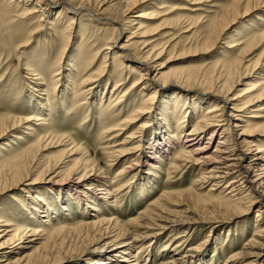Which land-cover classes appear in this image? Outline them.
Listing matches in <instances>:
<instances>
[{"label": "rangeland", "instance_id": "rangeland-1", "mask_svg": "<svg viewBox=\"0 0 264 264\" xmlns=\"http://www.w3.org/2000/svg\"><path fill=\"white\" fill-rule=\"evenodd\" d=\"M65 1L88 9L98 15L97 19L82 10L75 16L68 10L59 14L64 6L52 7L48 0H0V170H3L0 175V230L8 231L0 239L3 245L0 246V264H91L95 245L85 246L89 237L92 238V232L83 224L105 217L128 223L141 212L152 209L156 210V216L161 211L160 217L181 224L172 231L153 226V237L141 242L151 245L142 247L141 252L137 250L139 246L131 251L138 264H166L179 259L182 253L189 256L183 264L202 261L204 264H264V229L259 231L264 228V203L259 209V204L255 203L259 200L257 192L243 189L234 198H242L239 204L225 205L226 198L218 194L225 184L221 183L215 188L219 190L209 192L212 183L203 179L205 173L200 164L188 163L181 170L172 167L180 154L179 147L163 156L154 151L151 154L150 150L156 133L162 130L168 135L171 131L164 129L165 119L172 121V131L175 129L173 120L177 114L174 110L179 105L197 108L203 99L212 100L174 87L178 80L176 73L234 60L249 71L256 63L253 72L264 77V5L253 1L249 9L245 5L235 9L237 0H145L135 5L133 0H117L120 5L115 9L101 12L102 0ZM145 13H153V19L139 17ZM71 16L74 17L73 24L68 29ZM138 26L146 29L151 47L162 50L153 70L148 72L133 57L140 59L141 53L149 47L139 51L129 45L137 40L129 38ZM222 27L226 29L214 45L205 50L200 43L214 29L218 32ZM260 38L261 43L249 50L250 44L254 45ZM110 39L115 41L111 44ZM108 43L111 49L104 51ZM233 43L237 45L235 48L230 47ZM123 46L129 51L122 52L119 48ZM105 54L107 60L103 66ZM98 70L100 75L104 72L103 79L98 82L100 86L87 87L85 92L81 82ZM150 78L167 85L160 87L151 83ZM119 80L125 83L123 89L128 91L125 106L109 108L114 100L111 90ZM137 80L146 83L139 88L146 87L148 98L152 97L148 102L152 105L147 106L149 116L144 117L147 123L141 130L137 127L142 121L126 132L118 131L114 134L119 135L109 141L101 138L99 132L106 122L110 125L118 123L128 116L134 107L130 105L132 102L136 106L141 103L139 92L133 90V95L131 88ZM251 82L245 80L236 86L232 92L234 97ZM263 104L264 100L258 106ZM115 109L121 111L119 116ZM204 111L184 125L180 138ZM35 115L39 121H34ZM240 115L239 125L245 127L255 112L250 110ZM18 120L22 122L17 124ZM220 129L227 131L226 127ZM132 132L135 139L129 140ZM207 134L208 131L198 138L199 144L209 143L213 147L218 138L223 137L214 133L216 135L207 140ZM259 134L253 144L264 142L263 129ZM44 136L53 139L35 145L30 157L23 156V161L27 162L20 169L22 178H17L14 168L6 170L5 162L21 156L37 138ZM74 141L79 150L70 156L66 152ZM123 145L129 149L126 156L121 153ZM69 160L81 161L78 166L86 160L100 169L93 186L98 190V213L93 208L85 211L83 203L75 201L74 195L78 191L86 196L90 194L84 189L91 182L74 184L75 174L65 173L72 166L67 162ZM62 162L67 166L61 167ZM53 165H60V169L45 170ZM263 166L264 163L256 171L258 181L264 175ZM123 167L128 168L120 175ZM112 180L116 184L111 185ZM122 181H125V189L115 195ZM103 189L112 197L114 194L116 199L103 201ZM261 194L264 198V193ZM93 204L90 202L88 206ZM44 217H49L47 226L43 224ZM80 224L82 228H79ZM58 226L71 231L62 232L56 238L47 237V234L42 237L43 232L27 237V230L49 231ZM0 234L1 237L4 233ZM32 238L34 241L28 243L27 240ZM189 250L191 252L187 253Z\"/></svg>", "mask_w": 264, "mask_h": 264}, {"label": "bare ground", "instance_id": "bare-ground-1", "mask_svg": "<svg viewBox=\"0 0 264 264\" xmlns=\"http://www.w3.org/2000/svg\"><path fill=\"white\" fill-rule=\"evenodd\" d=\"M67 1H77V0H67ZM102 1L103 2H100L101 3L100 6L102 7L99 6V10H101V12L111 11L113 8L115 9V7L120 5V2L117 0H111V1L102 0ZM242 1L243 0H237L236 2H234L235 9H237V7H240L242 5H245L244 7L249 9L248 8L249 4L253 1L255 2V4L262 3L264 5V0H244L243 2ZM48 2L49 4L52 5V7L56 5L64 6V8L62 7L61 11L59 10L60 11L59 14H63L65 10H68L72 14V16H75V13L79 12V10H82V11L88 12V14H90L93 17L95 16L96 19L98 16L95 13L90 12L86 8H83L81 6H78V7L73 6L71 2H66L65 0H48ZM132 2L135 5L138 2L139 3L145 2V0H133ZM72 3H75V2H72ZM36 6L38 5L36 4ZM103 7L105 8L102 9ZM127 10L128 8L126 9V11ZM72 16L70 17V24L69 26H67L68 29H70L71 25L73 24L72 21L74 17ZM139 17L152 20L153 13H150V14L145 13L144 15H139ZM39 27H42V26L39 25ZM225 29H226L225 27H222V29L219 30L218 32L214 29L212 34H210V36L206 37L202 41V43L200 42L199 43L202 45V47L205 48V50L210 49ZM146 33H147L146 29L142 28L141 26H138L137 30L131 33V36L129 38L131 40L132 39H137V40H135L132 43H129V45H133L139 51H143L149 47L148 50H146L145 52L143 51L141 53L140 59L136 60V58L132 56L133 60H135L140 67L144 68V71L148 72L154 67L156 60H158L160 55L162 54V50L156 49L155 46L151 47L152 43L148 42L150 39H147L149 35H146ZM262 37L263 36H261V38ZM261 38L258 41L254 42V45L250 44L249 50L253 48L255 44L256 45L260 44ZM114 41L113 39H110L108 42L111 43ZM109 43L108 45H106V48L103 49L104 51H108L109 49H111L109 46ZM234 43L233 45L230 46L231 48H235V46H237ZM119 49L122 52L129 51L124 46ZM103 58H104V61L102 65L106 66L107 54H105ZM223 62L222 64L220 63V65L218 62L216 64L214 63V65L213 66L211 65L210 67H208L207 65H206L207 67L200 66L197 69H186V70H182L179 74L176 73V75L178 76L177 77L178 80H177V84H175L174 87L182 91L195 92L197 94H200L202 98H206V96L211 97L212 100L203 99L202 101H200L197 108L188 107V106H185V104L179 105V108L174 110V114H177V118L173 120V117L175 116L174 114L171 117L173 120V124H175V127H174L175 129H173L172 131V126H171L172 121L170 122L169 119L164 120V123H165L164 129L166 128L168 132L171 129V131L168 133V135L167 133H163L162 130L155 134V137H154L155 140L153 139V141H151V144H150V150L152 151L151 154L154 151L155 153L160 154V156H163L167 154L168 152H170V150H174L173 148L179 147L180 154L178 155L177 158L175 157L176 159L174 161L172 160L173 161L172 167L174 169L181 170L184 167H186L188 163H190V165L191 163H193V165L200 164L202 167L201 170H203L205 173L203 176V179L207 180V182L209 183L210 182L212 183V186L209 189V192L219 190L215 188H217V186H219L221 183L225 184V187H223L218 192V194L224 195L223 197L224 199L226 198L224 200L225 205L232 204L236 206L237 204H239V201L242 198H236V199L234 198L237 195L241 194L240 193L241 190L245 189L246 192H249V191L257 192L259 200L256 201L255 203L259 204V209H261L260 206H262L264 203L263 201L264 198H262V194H261V193H264V175L261 177V179L259 178L260 180L258 181V179L256 178V171L258 167H260V165L264 163V142L262 144L260 142L259 143L257 142L258 144H261V145H257L253 143H255L254 141L257 138L256 136L260 135L259 133L261 129H263V134H264V104L262 106H258V104L262 100H264V77H261L259 76V74H256L255 72H253L255 70L254 68L257 67L256 63L253 64L252 70L249 71V68H241L240 63L239 62L237 63L234 60L229 61V62H224V63ZM160 68H163V65H160ZM99 72L100 70H98L95 73L90 74L89 76L85 77L84 80L81 82L80 85L82 86V89L85 92H86L85 89L87 87L94 89V86L96 85L97 87L100 86L101 83L98 84V82L103 79V76L101 75L104 72H102L101 75L99 74ZM245 80L246 81L252 80L253 82L249 83L246 88H244L239 94H237V96L234 97L232 92L234 91L235 87L242 84ZM141 81L137 80L131 85L132 92L133 90L136 92H139L141 96V103L136 106V103L132 102V104L130 105L134 107L129 111L128 116L125 119L119 121L118 123L114 125H110L111 123L106 122V124L103 125V127L100 129V132H99V136L101 138H106L107 141H109V140H112L113 138H116V136L119 135V134L117 135L114 134V133H117L118 131L122 133L126 132L132 127H135V125L138 122L142 121L141 124L138 125L137 127L138 130H141L144 127V123H147V121H144L145 120L144 117L149 116L147 113V110H148L147 106L152 105V104H148V102L152 101V97L151 99L148 98L150 95L148 96V91L146 87L139 88V85H144V86L146 85V83L144 84V81L142 82ZM149 81H151V83L157 84L160 87H165L167 85L165 83H156V80H154L153 78H150ZM178 83H181V84L183 83L185 85L187 84V86H190V87H182ZM123 84L125 83L119 80L113 85L111 93H112V97L114 98V100L108 106L109 108H116V106L119 107L120 105L122 106L125 104L124 102L126 100L125 98L128 94L127 93L128 91L123 89ZM198 89L201 91H199ZM87 90L89 91L90 89H87ZM154 92L152 95H154ZM134 94L135 93L133 92V95ZM92 95L94 96V94ZM84 102H85V99H84ZM94 102L96 103V100H94L93 103ZM99 105H101V103ZM36 109L40 110V108L39 109L36 108ZM117 109H115L114 112L119 113L117 115L119 116L121 111ZM203 109L206 110L204 111L205 113L203 115L200 114L202 115L200 118L199 117L196 118L194 126L191 127V129H189V131L185 134V136H183V138L181 137L182 139H184V141H182L179 135L182 134V129H184L185 127L184 125L190 122V120H192L196 114H199L200 112L202 113ZM250 110H253V112H255V115L251 117L252 119H250L249 122H246L247 125H245V127L240 126L239 125V123H241L240 113L245 114L246 111H250ZM34 118H35L34 121H39L37 115H35ZM21 122H22L21 120H18L17 124H20ZM24 122H27V121L25 120ZM224 127L227 128L226 132H225V129L224 130L220 129V128L223 129ZM27 130L30 131L29 128H27ZM236 130H239V131L236 132ZM207 131H208L207 140H211L212 137L218 133L222 134L223 137L218 138V141L213 147L209 146L208 145L209 143L199 144L200 140L198 138L201 137ZM133 132L130 133V136H128L129 140L135 139ZM214 133L216 134L214 135ZM17 138L19 139V137ZM49 138L53 139V137H47V136H44L43 138H37L35 140V143L29 146L30 148L26 149L25 152L21 154V156L20 155L18 157L15 156L16 157L15 159L12 158L13 160L11 161L9 160L5 162L7 163L6 164L7 166H4L6 170H12L14 168L13 173L16 174V176H18L17 177L18 179L22 178L23 175H19L21 174L20 169L27 162V160H25L26 162H24L23 158L30 157L35 145H37L39 142L46 143V141L49 140ZM70 145H72V147L66 153L70 154V156H73L74 154L78 152L79 146L75 143V141L72 142ZM126 148L125 146L124 148H121L122 156H126L127 154H129L128 153L129 149H126ZM114 151L116 152V150ZM111 153L113 152L111 151ZM185 155H186V159H184ZM70 156L68 158H70ZM151 158L152 157H149V159ZM134 161L137 162L138 160L135 159ZM67 162H70L72 166L67 168L65 170V173L75 174L76 178H74V180L72 181L74 184H79V182H83V181L85 182L87 180L88 182H91L84 189L85 192L86 191L90 192V194L86 196L84 192L78 191V194L75 193L74 195L75 201H77L78 203L80 202L83 203L85 211H86V208H93L94 212L98 213L99 207L97 206L98 199L96 196V193H98V190H96L95 189L96 187L94 188L93 186L95 185V183H97V180L95 178H97V173L99 172L100 169L96 167L94 164H91V162L90 163L88 162L89 163L88 164L86 160L81 163V166H78V164H80L81 162L78 160H75V161L69 160ZM60 165H53L52 168H49V169L47 168L45 170L46 171L50 169L58 170L60 169ZM206 165L208 167L203 168V166H206ZM65 166H67L66 162L65 163L62 162L61 167H65ZM76 167H80V168L77 169ZM128 167H123L122 170L120 171L121 172L120 175H122V173L126 170L125 168H128ZM2 171L3 170H0V175L2 174L1 173ZM114 183L115 182L112 180L111 185ZM123 188L125 189V181H122L117 186L116 189L118 190L115 191L116 193L114 194L116 195L118 191L124 190ZM103 191H104V193L102 192L104 194V197L102 198L103 201L107 202L108 198H113V199L115 198V195L113 194V197H112V194L108 192V190L103 189ZM190 191H193V190H190ZM245 196H247V193L245 194ZM90 202L92 203L94 202L95 204L89 207L88 204ZM33 211L36 212V210H33ZM141 213L142 214L138 215L133 220L130 219L132 221L128 223L127 222L121 223L115 218L111 219V218L105 217L104 219H99L98 221L91 222L89 224L87 223L83 224L86 228H88L92 232V238L89 237L90 238L89 242L86 243L85 246L88 247L91 245H95V248L93 249V252L95 253V255L93 257L91 264H138L137 263L138 259L136 258V256H132L131 251L134 249V247L139 246L137 250L141 252L143 250L142 247H148L149 245H151L149 243L144 245L141 242L142 240L153 237L154 232H151L152 231L151 229L153 226H154L153 228L156 227L158 230L168 229L172 231V230H175L177 227H179L181 224L172 219L168 220L166 218H162L163 216L160 217L161 211H158L157 216H156L155 209H152L148 212L145 211ZM153 215L157 217V218L155 217L156 220L153 217ZM44 218L46 219V221L43 222V224L47 226L49 224L47 223L49 221V217H44ZM80 225L81 226H79V228H82L83 225L82 224ZM5 226L10 227L11 225H5ZM58 227L59 228H55V227H53V229L50 228L49 231L46 229H41V230L39 229L40 231H37L36 230L37 228L36 229L33 228L30 230H27L29 235L27 233L25 234H27V237L30 238V237L37 236L41 232H43L41 233L42 237L46 236L47 234V237L56 238L58 236H61L62 234L60 233L62 232L65 233V231L66 232L71 231L70 229L60 228V226ZM263 229L264 228L262 229L259 228V231L263 232ZM7 232L8 231L5 232L1 229L0 233H4V234L0 237V239H3L4 236L7 234ZM88 236H90V234ZM14 237L16 236L14 235ZM18 237H19V234H18ZM33 241H34L33 238L32 240H29V241L27 240L28 243L29 242L31 243ZM1 244L2 243H0V246H3ZM190 252H191L190 250L187 251V253H190ZM130 258H133V259L130 260ZM185 258H189V256L185 253H182L179 259H175L166 264H183L182 261ZM199 264H204V261L200 262Z\"/></svg>", "mask_w": 264, "mask_h": 264}]
</instances>
